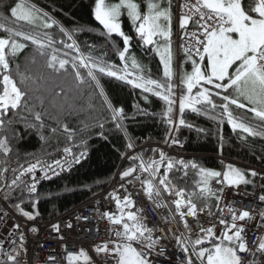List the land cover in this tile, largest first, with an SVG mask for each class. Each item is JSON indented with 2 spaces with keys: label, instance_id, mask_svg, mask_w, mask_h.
<instances>
[{
  "label": "snow or ice",
  "instance_id": "1",
  "mask_svg": "<svg viewBox=\"0 0 264 264\" xmlns=\"http://www.w3.org/2000/svg\"><path fill=\"white\" fill-rule=\"evenodd\" d=\"M177 6L178 42L174 49L173 0H94V19L102 26L120 64L105 59L107 51L93 55L94 44H85L88 51H82L75 37L83 28L66 29L30 0H13L0 9V201L10 204L26 220H35L39 215L37 171L42 178L51 179L62 171H70L86 155L84 151L75 154L72 147L65 146L60 158L44 151L41 156L33 154L30 160L21 162L19 152L14 153L11 144L19 137L17 125L35 131L49 147L59 144L61 137L73 142L77 130L69 127L66 120L79 111L73 101L87 93L90 107L93 95H99L109 113L103 120L96 118L101 130L106 122L126 130L124 109L112 104L101 85L102 76L139 89L146 94V101L151 95L163 102L160 119L167 125L164 143L179 144V128L194 127L186 122L185 110L218 125L227 121L232 131L241 133V139H264V0H177ZM125 16L138 37V46L159 57L158 77L132 52L133 36L123 30ZM53 28L58 29L59 38L51 31ZM113 35L122 39V47L110 41ZM30 45L34 51L28 57V65L36 66L35 70L25 67L21 71L14 62ZM185 65H190L191 70ZM177 104L178 119L173 115ZM138 114L148 115L143 109ZM126 148L132 153L124 154L131 164L120 173L124 182L120 188L126 194L122 199L117 191L110 193L118 213L103 214L113 226H118L112 229L115 239L105 238L94 245L97 256L114 264H154V256L163 255V237L154 235L163 231L162 226L150 227L146 216L131 210L135 201L126 185L139 181L156 207L168 209L166 223L179 218L183 230L172 233L169 227V233L185 254L184 264H264V212L256 213L260 220L255 225L260 234L256 235L246 223H240L253 220V212L224 203L225 187L239 189L241 185L253 184L249 176L257 177L255 170L228 164L219 171L174 159L159 148L149 149L154 155L146 157L143 150L136 151L131 139ZM11 155L16 156L15 167L11 166ZM190 168L197 176L192 190L178 185ZM26 175L28 180L24 179ZM213 181L222 187L213 188ZM25 193L31 198L34 211L22 206ZM257 198L264 202V194ZM213 200L216 213L211 211ZM225 207L228 217L224 216ZM205 211L217 216L218 224L223 226L219 234L215 223L195 227ZM188 217L193 218V223ZM8 218L9 212L0 208V225L7 223ZM52 227L60 232L58 224ZM11 228L0 235V264H22L21 254L27 252L22 225L14 222ZM55 259L49 256L47 264H55ZM81 260L93 264L83 249L66 253V264Z\"/></svg>",
  "mask_w": 264,
  "mask_h": 264
},
{
  "label": "trees",
  "instance_id": "2",
  "mask_svg": "<svg viewBox=\"0 0 264 264\" xmlns=\"http://www.w3.org/2000/svg\"><path fill=\"white\" fill-rule=\"evenodd\" d=\"M30 2L49 12L66 29L74 30L77 26L83 28L84 31L75 37L82 51L85 53L88 51L85 44H94L96 51L93 52V55H98L101 50L107 51L108 55L105 59L116 64L121 63L110 46V42L103 35L102 26L94 19V0H30ZM11 3L13 0H0V9ZM122 20L123 30L133 36L132 52L147 68L151 69L154 77H158L161 69L159 57L154 52L146 51L144 47L138 46V37L135 36L130 21L126 16L122 17ZM51 31L59 38L58 29L53 28ZM110 41H114L122 47V39L118 36L113 35ZM33 51L34 48L30 45L20 53L14 62L20 65L21 71H24L25 67L35 70L36 66L28 65V57L32 55ZM13 71H15L14 68ZM100 82L112 104L116 107H123L127 116V119L124 120L125 131L117 129L109 122H106L104 129L101 130L96 125V118L99 117L103 120L109 116V113L105 111L102 98L99 95H93L90 107L87 93L73 101L79 111L66 120L69 127L77 130L73 137L74 144L61 137L59 144L53 143L49 147L41 141L35 131L25 128L22 124L17 125L19 137L12 140L11 144L14 153L19 152L21 162L31 159L33 154L41 156L44 151L51 152L54 157H57L65 146L88 152L87 158L71 171L40 185L37 193L39 204L36 206L39 215L36 216V220L51 221L107 188L112 183L118 169L121 167L123 171L131 164L128 159L124 160V154L130 153L126 148L129 139L135 143L136 147L164 143L167 125L160 119V113L164 107L162 101L151 95H148L146 101L143 98L146 94L114 78L102 76ZM139 109L145 110L148 115L138 114ZM173 115L174 118L176 115L179 118L177 106L174 108ZM184 118L194 127L181 126L179 128L177 135L186 139V145L180 151L199 156L197 158H182L186 162H195L200 166L222 171L226 165L232 164L225 165L224 161L217 157L223 156L241 163L238 166L243 170H253L252 168L264 170V139L259 137L241 139V133L232 131L227 121L223 125H218L215 121L192 113L190 110H185ZM197 129L205 131L200 132ZM101 131H103V135H101ZM149 149L151 147L142 149L146 157L151 156L152 152ZM10 160L15 161L16 156L11 155ZM262 177L264 174L261 177L257 175L255 178L249 176V179L253 180V184L247 185L245 188L248 191H253L258 181L264 185ZM196 179L195 170L190 168L188 176L184 180H179L178 185L192 190ZM262 191L264 194V188ZM15 195H19V193ZM30 201L31 198L25 193L22 206L28 211H34ZM197 203L199 207L200 202L197 201ZM210 204L212 208H216L214 200L210 201Z\"/></svg>",
  "mask_w": 264,
  "mask_h": 264
},
{
  "label": "built area",
  "instance_id": "3",
  "mask_svg": "<svg viewBox=\"0 0 264 264\" xmlns=\"http://www.w3.org/2000/svg\"><path fill=\"white\" fill-rule=\"evenodd\" d=\"M178 11L179 9L176 2V14ZM177 42L178 17L176 15V45ZM183 144L184 141L181 140L179 145L182 146ZM150 146L162 149L166 154L169 152L167 147H163L161 145H148L143 148H148ZM141 149L142 148L136 149V151ZM2 158L3 157L0 156V159ZM69 159H71V157H69ZM10 163L12 167L16 166L15 161L10 160ZM73 166L74 164L72 165L71 170ZM67 172H69V170L60 172L58 176L53 175L51 176V179H44L42 178V174L37 171L36 176L40 179L37 189H39V186L43 182L56 179ZM24 179L28 180V176L26 175ZM121 183L124 182L120 180L118 175L113 180L111 185H109V187L104 189L102 192L94 195L86 202L81 203L51 221L26 220L23 216L13 210L9 204H5L3 201H0V208L9 212L7 223L0 225V235L5 234L6 231L12 230L11 226L14 222L22 225L26 236L25 247L27 248V252L22 253L20 257L22 264H47L49 256L56 258L55 264H66V253L76 252L80 249L85 250L88 255L92 257L93 264H114V261H110L102 255L97 256L94 252V245L102 243L105 238L115 239L112 229L118 226H113L107 219V216L103 214L109 212L118 213L116 203L111 198L110 193L117 191L123 199L126 193L123 188H120ZM126 187L127 193L131 194L132 199L135 201V208H132L131 210L138 211L141 215L146 216L147 219L145 222L150 227L153 225H160L163 228L162 232L156 231L154 233L155 236L163 237L161 244L164 246L163 255L154 256V264H184L185 254L177 245L174 235L169 233V227L171 228L172 233H177L183 230L182 224L179 222V218L177 217L176 222H172L171 224L166 223L164 218L169 216L168 209L156 207V203L147 197L144 186L139 181H136L131 185H126ZM212 187L220 188V185L214 183ZM255 193H257V195L262 193L260 186L257 187ZM240 195L242 194H238V196ZM232 196V192L228 191L225 193L224 203L230 204L236 209L253 212L255 216L253 220L240 223H246L248 226V223L250 222L253 231H255L256 235H259V230L255 228V225L260 222L259 216L256 215V213L264 212V203L259 202L251 205H242L241 203L238 204L233 201ZM237 200H239V198H237ZM170 207L174 209L172 205H170ZM211 211L216 213L217 209H211ZM228 215V208L225 207L224 216L228 217ZM188 220L190 224L193 223L192 217H188ZM69 223H71V227H68ZM213 223L216 224V231L217 234H219L223 226L218 224L217 216H210L207 214V211H205L200 214L199 222L195 224V227L199 229L201 225L209 226ZM56 224L59 225V233L53 230L52 226ZM31 228H36L37 231L32 232L30 231ZM157 250L159 251V248ZM78 264H84V261L81 260Z\"/></svg>",
  "mask_w": 264,
  "mask_h": 264
},
{
  "label": "bare ground",
  "instance_id": "4",
  "mask_svg": "<svg viewBox=\"0 0 264 264\" xmlns=\"http://www.w3.org/2000/svg\"><path fill=\"white\" fill-rule=\"evenodd\" d=\"M175 118H177L178 119V115H176L175 116ZM177 138L179 139V141L181 142V140H183L184 141V144L181 146V145H174V144H171V143H155V144H151V145H161V146H165V147H167L168 149H169V152H168V156L169 157H172V158H174V159H180V158H183V159H186L187 157H191V158H197V157H199L197 154H193V153H187V152H185V153H183V151H180V149H182V148H184L185 147V145H186V139L185 138H181V137H179L178 135H177ZM151 148H154V147H152V146H150ZM139 148H142V149H144L143 147H136V149H139ZM141 149V150H142ZM141 150H139V151H137V152H140ZM72 151H73V153H75V154H79L81 151H84V152H86V155L84 156V158L82 159V160H80V163L82 162V161H84L86 158H87V155H88V152L87 151H85V150H78V149H75V148H73L72 147ZM132 153H129V155H131ZM63 155V153H62V151H61V153H60V155H58L57 157H55V158H59V157H61ZM153 155V153H151V156ZM186 157V158H185ZM191 158H189V159H191ZM220 159V158H219ZM124 160H127V157L125 156V159ZM192 160V159H191ZM222 161H224V164L226 165L227 163H234V164H237V165H241V163H238V162H236V161H233V160H231V159H229V158H227V160H223V159H221ZM194 161V160H193ZM79 163V164H80ZM78 164H74V166H73V168H75L76 166H77ZM72 168V169H73ZM253 170H255L256 172H258V174L261 176L262 174H264V170H262V169H258V168H252ZM224 170V169H223ZM222 170V171H223ZM122 172V168L120 167L119 169H118V171H117V173H116V175H115V177H114V179L119 175V178H120V173ZM113 179V180H114ZM113 182V181H112ZM259 182V181H258ZM215 183V181H213V183H212V185ZM111 185V184H110ZM109 187V186H108ZM220 187H222V185H220ZM106 189V188H105ZM103 191V190H102ZM101 191V192H102ZM232 192L233 193V196H232V199H233V201H235L236 203H238V204H242V205H251V204H255V203H259L260 201L258 200V196L260 195V194H262V193H260V194H258L257 195V193H255L254 192V190L253 191H248L246 188H245V186L244 185H241L240 186V188L239 189H235V188H230V187H225V189H224V196H225V193H227V192ZM238 194H242V195H240V196H238ZM237 198H239V200H237ZM86 202V201H85ZM84 203V202H83ZM260 203H264V202H260ZM173 207H174V205H172ZM248 226L251 228V224H250V222L248 223Z\"/></svg>",
  "mask_w": 264,
  "mask_h": 264
},
{
  "label": "crops",
  "instance_id": "5",
  "mask_svg": "<svg viewBox=\"0 0 264 264\" xmlns=\"http://www.w3.org/2000/svg\"><path fill=\"white\" fill-rule=\"evenodd\" d=\"M173 3H174V0H173ZM173 24H172V30H173V35H174V22H175V13H174V7H173ZM173 38V37H172ZM173 47H174V44H173ZM175 49V47H174ZM188 71L191 70V66L190 65H185L184 66Z\"/></svg>",
  "mask_w": 264,
  "mask_h": 264
},
{
  "label": "rangeland",
  "instance_id": "6",
  "mask_svg": "<svg viewBox=\"0 0 264 264\" xmlns=\"http://www.w3.org/2000/svg\"><path fill=\"white\" fill-rule=\"evenodd\" d=\"M189 163H191V162H189Z\"/></svg>",
  "mask_w": 264,
  "mask_h": 264
}]
</instances>
